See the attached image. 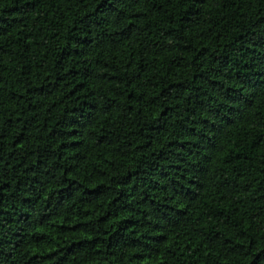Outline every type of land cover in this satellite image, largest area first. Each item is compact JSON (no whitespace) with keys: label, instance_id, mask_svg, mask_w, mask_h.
I'll return each mask as SVG.
<instances>
[{"label":"trees","instance_id":"16d2710c","mask_svg":"<svg viewBox=\"0 0 264 264\" xmlns=\"http://www.w3.org/2000/svg\"><path fill=\"white\" fill-rule=\"evenodd\" d=\"M0 264H264V0H0Z\"/></svg>","mask_w":264,"mask_h":264}]
</instances>
